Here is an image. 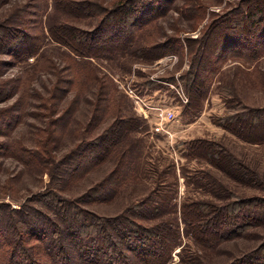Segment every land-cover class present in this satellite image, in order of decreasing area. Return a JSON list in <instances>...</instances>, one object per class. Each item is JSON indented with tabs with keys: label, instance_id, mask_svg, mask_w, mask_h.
<instances>
[{
	"label": "rangeland",
	"instance_id": "obj_1",
	"mask_svg": "<svg viewBox=\"0 0 264 264\" xmlns=\"http://www.w3.org/2000/svg\"><path fill=\"white\" fill-rule=\"evenodd\" d=\"M118 7L127 52L51 33ZM2 215L0 264H264V0H0Z\"/></svg>",
	"mask_w": 264,
	"mask_h": 264
},
{
	"label": "trees",
	"instance_id": "obj_2",
	"mask_svg": "<svg viewBox=\"0 0 264 264\" xmlns=\"http://www.w3.org/2000/svg\"><path fill=\"white\" fill-rule=\"evenodd\" d=\"M145 5V4H143ZM129 10H132V12H129ZM140 12V10L137 7H133L131 8H127L124 9V7H118L114 10H109L106 14V18L110 15L111 16V20H107L105 19L101 25L98 27V29L96 31L92 30L90 32H84L81 31L80 29H78L76 26L68 23V24H60L57 25L55 28L51 29V33L55 36V39L58 41L63 42L64 44L71 46L73 48V50H77L79 52H81V54H85L88 55L87 53H90L88 50H80L74 47L75 42L77 41V38H79V40H84L88 43H91L93 45L96 44V42L99 43L101 45H104V50L107 51H112V52H116V51H123V52H127L131 49V44H133V28L142 26L144 23L142 22H138V20L136 19L137 14ZM131 26L130 28L125 27L124 24L127 23V21L129 19H131ZM148 22V21H147ZM146 22V23H147ZM145 23V24H146ZM130 29V31H128ZM79 31H81L79 33ZM91 35V36H89ZM133 35V36H130ZM99 40V41H97ZM156 46V45H155ZM155 46H153L152 48H155ZM34 47L35 44H31L28 43V45L23 46V51L22 53H33L34 52ZM17 53V52H16ZM159 56V55H158ZM94 70V69H93ZM112 80H110V84L106 85V84H102L104 82V79H102V77H100L99 75H97L96 73H93V82L97 84V86L99 85V91L100 94H102V96L104 98H106L107 101H111L109 103H107V107H110L112 105L113 110L115 111L120 110L121 109V103L119 100L115 99L114 97V92H115V88H114V83ZM101 100L97 99L96 101V109H98L100 106H98L100 104ZM98 106V107H97ZM125 122H128V120H126ZM114 126H111L109 128V130H112V128H114ZM100 139V138H98ZM101 146H98L97 151L94 150L95 154H100L101 152H99L98 150H102ZM82 166V164H81ZM224 210V209H223ZM16 212H19V210H16ZM7 214V213H5ZM3 217V219L1 218ZM6 215H2L0 216V230L1 229H7V222H4V220ZM218 219L220 218H225V215H218L217 217ZM76 220V219H75ZM132 223H134L133 221H131ZM104 226H108L109 228L112 227V223L106 224L104 223ZM219 224V223H218ZM33 229V228H32ZM106 230V228H105ZM150 229H148L147 231H149ZM114 231V230H113ZM3 236H4V232H0ZM115 234H118V236L122 237V238H127L128 236H131L130 232H126V235L123 231H114ZM113 233V234H114ZM150 233V231H149ZM38 234V237H36L37 239H40V237H43L46 235V230L43 228L41 229V234H39L38 232L36 233ZM134 236H138V235H134ZM145 235L144 238H147ZM139 238V237H138ZM89 245V244H87ZM90 249V248H86V250H84L85 252ZM115 250V254L110 258V259H120L119 264H137L135 263L133 260L131 261L130 258H126L122 253L121 250ZM92 254H94V252H91ZM87 255V254H86ZM91 256V255H90ZM90 256H87L88 258ZM64 264H68L66 261L64 262ZM112 264H118V262L116 263H112Z\"/></svg>",
	"mask_w": 264,
	"mask_h": 264
},
{
	"label": "built area",
	"instance_id": "obj_3",
	"mask_svg": "<svg viewBox=\"0 0 264 264\" xmlns=\"http://www.w3.org/2000/svg\"><path fill=\"white\" fill-rule=\"evenodd\" d=\"M174 118L175 113L173 109H168L166 107H156L155 120L152 126L158 132H170V123L173 121Z\"/></svg>",
	"mask_w": 264,
	"mask_h": 264
}]
</instances>
